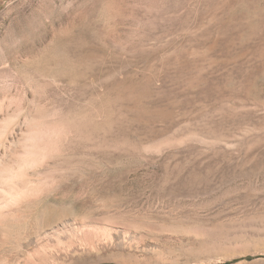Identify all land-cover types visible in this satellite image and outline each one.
Segmentation results:
<instances>
[{
  "label": "rangeland",
  "instance_id": "rangeland-1",
  "mask_svg": "<svg viewBox=\"0 0 264 264\" xmlns=\"http://www.w3.org/2000/svg\"><path fill=\"white\" fill-rule=\"evenodd\" d=\"M0 180V264H264V0H0Z\"/></svg>",
  "mask_w": 264,
  "mask_h": 264
},
{
  "label": "bare ground",
  "instance_id": "bare-ground-1",
  "mask_svg": "<svg viewBox=\"0 0 264 264\" xmlns=\"http://www.w3.org/2000/svg\"><path fill=\"white\" fill-rule=\"evenodd\" d=\"M10 181H12V180L10 179L9 182ZM0 182H1V180H0ZM14 182H16V181H14ZM3 183L5 184L6 181ZM8 184H10V183H8ZM10 185L12 186V184H10ZM15 186H21V185L18 184ZM26 188L23 187L22 189H19V188L18 189H15V188L11 189V187H10V189H7V188H1L0 189V221H2L6 216L5 210L8 209L10 207V205L15 204L18 201V199L24 193H26L25 192ZM53 239L54 238H42V237L37 236V238L35 237L33 239H31V238L29 240L27 239L28 241L26 240L27 243L24 245V247H29L32 244L39 245V250L41 249L42 251H44L42 253H45L44 255H46L44 257V259L47 260V264H72V263H70L71 261H70V258L68 256L69 255V249H67V247L64 244L63 245L66 247V249L63 248L64 246L61 245L63 243L62 239L61 238H56L54 240ZM71 248H72V246H71Z\"/></svg>",
  "mask_w": 264,
  "mask_h": 264
},
{
  "label": "trees",
  "instance_id": "trees-1",
  "mask_svg": "<svg viewBox=\"0 0 264 264\" xmlns=\"http://www.w3.org/2000/svg\"><path fill=\"white\" fill-rule=\"evenodd\" d=\"M247 259H253V257H247ZM106 264H115V263H106Z\"/></svg>",
  "mask_w": 264,
  "mask_h": 264
}]
</instances>
